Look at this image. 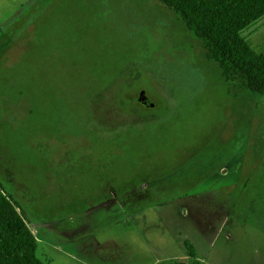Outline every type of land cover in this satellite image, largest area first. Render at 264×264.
Masks as SVG:
<instances>
[{"label": "rangeland", "instance_id": "374dc122", "mask_svg": "<svg viewBox=\"0 0 264 264\" xmlns=\"http://www.w3.org/2000/svg\"><path fill=\"white\" fill-rule=\"evenodd\" d=\"M0 0V189L44 264H264V96L157 0ZM242 39L264 51V16ZM141 94L152 107L139 101Z\"/></svg>", "mask_w": 264, "mask_h": 264}, {"label": "trees", "instance_id": "16d2710c", "mask_svg": "<svg viewBox=\"0 0 264 264\" xmlns=\"http://www.w3.org/2000/svg\"><path fill=\"white\" fill-rule=\"evenodd\" d=\"M181 18L198 41L205 59L217 65L226 82L264 96V51L255 53L242 39L243 29L264 16V0H157ZM0 189V264H44L36 257L37 240ZM189 264H201L185 241Z\"/></svg>", "mask_w": 264, "mask_h": 264}, {"label": "crops", "instance_id": "0c3cea01", "mask_svg": "<svg viewBox=\"0 0 264 264\" xmlns=\"http://www.w3.org/2000/svg\"><path fill=\"white\" fill-rule=\"evenodd\" d=\"M6 1H8V3L9 2L12 3L13 9H15L17 7H20L23 4V2H24V0H6ZM198 259H199V257H198Z\"/></svg>", "mask_w": 264, "mask_h": 264}, {"label": "water", "instance_id": "95a60500", "mask_svg": "<svg viewBox=\"0 0 264 264\" xmlns=\"http://www.w3.org/2000/svg\"><path fill=\"white\" fill-rule=\"evenodd\" d=\"M139 101L142 102L144 105H147V106L152 107L151 102L145 98V95L144 94H141L140 95Z\"/></svg>", "mask_w": 264, "mask_h": 264}, {"label": "flooded vegetation", "instance_id": "af4514ba", "mask_svg": "<svg viewBox=\"0 0 264 264\" xmlns=\"http://www.w3.org/2000/svg\"><path fill=\"white\" fill-rule=\"evenodd\" d=\"M143 104V103H142ZM144 106H146V107H150V106H147V105H144Z\"/></svg>", "mask_w": 264, "mask_h": 264}]
</instances>
